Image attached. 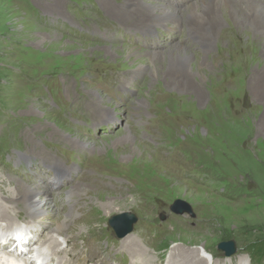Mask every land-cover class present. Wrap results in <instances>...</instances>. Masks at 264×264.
I'll list each match as a JSON object with an SVG mask.
<instances>
[{
	"label": "rangeland",
	"instance_id": "374dc122",
	"mask_svg": "<svg viewBox=\"0 0 264 264\" xmlns=\"http://www.w3.org/2000/svg\"><path fill=\"white\" fill-rule=\"evenodd\" d=\"M194 1L0 0V202L10 229L36 230L18 196L46 192L65 223L48 235L72 255L51 256L52 264H169L175 253L199 250L211 264H264L247 248L264 240L263 114L241 93L258 58L248 39L229 24L220 31L224 43L211 57L225 70L210 82L212 93L198 83L202 97L167 87L166 63L149 78L137 70L148 57H128L177 42L196 52L204 34L197 21L140 24L129 12L155 2L183 11ZM53 170L68 176L53 185ZM176 200L193 217L172 213ZM120 213L136 222L118 238L109 220ZM126 237L138 246L122 244ZM228 241L236 251L225 257L218 245Z\"/></svg>",
	"mask_w": 264,
	"mask_h": 264
},
{
	"label": "bare ground",
	"instance_id": "6f19581e",
	"mask_svg": "<svg viewBox=\"0 0 264 264\" xmlns=\"http://www.w3.org/2000/svg\"><path fill=\"white\" fill-rule=\"evenodd\" d=\"M137 1L140 3V0ZM180 10L161 2L152 3L150 8L140 6L137 7V9L129 10L130 14L136 16L133 19L135 23L145 24V19L149 21H157L160 25H162V21L168 22L169 20L174 21L175 24L181 23L184 25L187 23L192 24L197 21L199 29L201 28L200 31L204 32L203 36L201 33L199 34L202 39L196 46V48H198L196 49V52L194 50H189L185 46H182L180 42L171 45L168 49L165 48L166 50L161 52L148 51L141 53L139 51H129L130 53H128V57L131 59L132 57L139 58L142 56H147L148 60L150 61V64L145 65V69L141 67L137 68V70L140 72L144 70V72H148L149 78H155L157 77L155 74L157 65L166 63L169 67L173 68L172 72L169 73L168 71L169 75H167L168 73L166 74L167 76L165 82L167 87L182 94L184 93L187 95L202 97L204 96L203 88L200 87L198 83H205L207 90L209 89V91L212 93L214 87L213 84H210V82L214 79V76L218 72L220 73L222 69L218 67V63H216L215 60H212L211 54L215 48L220 47V44L224 43V41L221 43L218 41V35L220 34V31L226 26V24H229L238 39L242 41L248 39L247 43L251 48L250 50L252 54L256 53L258 56L257 62H253L251 65H249L250 67H248V78L247 81H245L241 93L244 96H249L250 99H253V102L256 100L259 103V107L262 112L261 114H263L261 122L264 124V0H195L194 2L185 6L182 9L183 11ZM115 17L119 18L120 20H132V18L128 17L127 14L123 15L117 13ZM200 18L201 22L198 21ZM207 21H209V23H207ZM211 32H213V34H210ZM188 33L190 32L188 31ZM227 57L221 56L219 61L222 62L223 60H227ZM224 70L225 69H223V71ZM226 71H229V67L226 69ZM240 110L242 109L240 108ZM97 112L98 114L103 112L104 115L109 117V113L107 112L106 108H102L100 106L97 108ZM77 143L83 148L88 147V145L84 142L78 141ZM72 144L74 143L72 142ZM52 172L55 176H57L56 179L53 178V185H59L64 181L63 178L68 176L65 174H58V172L55 170ZM2 192L0 193V196H6ZM44 192L45 191H37L36 189L29 188L26 193H23L22 195L20 194L18 196V198L21 200L19 203L28 208L30 219L33 221L38 220L37 223H39V225L38 227L36 226V230L33 231H31L34 228L33 225H25L24 227L27 228V230L24 228V231L21 232H15L13 230L14 228L10 229L8 225L12 223V217L9 213V207L0 202V221H3L4 223L6 221V224H0V264H35L31 261L27 262L28 259L26 260L25 256L14 258L12 253L6 252L13 247V242L6 243L8 241L6 240L7 235L12 236L13 232L16 235L27 234V237H29L28 244L23 245L22 248H27V251L30 249V247L34 246V250H32L30 253L28 252V254H34L35 262L38 264H52V260L49 257L55 256L59 259V255L65 252L62 250L59 251L58 249L56 250L58 243L54 239V235H48V233H60L63 230L65 223L59 218L57 206L50 205L48 201L50 197L44 195ZM45 226L47 227L45 228L47 229V234L44 235L45 237H41L42 239H37L39 233L43 231L42 229H44ZM10 230L12 232H9ZM27 232H29L30 235H28ZM128 238L129 237H126L122 244L126 243L130 245V247L135 245L133 239L129 241ZM127 239L129 242H126ZM137 246L138 245L136 244L134 247ZM43 248H46L47 250ZM44 250L46 251L44 252ZM68 255H70V257L72 256L70 253H68L66 254V257ZM134 255L141 256L142 253L140 251H136V253L134 252ZM134 257L136 256H133V258ZM176 257L177 260L174 262V264H211L212 261V257L206 254L204 250H199L196 253H187L184 251L175 253L171 260H169V264L171 261L176 259ZM179 257L181 259H179ZM238 262L239 264H244L243 259L239 260ZM143 263L148 264L147 261H143ZM57 264H63V262L59 260L57 261ZM131 264L134 263L132 262ZM140 264H142V262Z\"/></svg>",
	"mask_w": 264,
	"mask_h": 264
},
{
	"label": "water",
	"instance_id": "95a60500",
	"mask_svg": "<svg viewBox=\"0 0 264 264\" xmlns=\"http://www.w3.org/2000/svg\"><path fill=\"white\" fill-rule=\"evenodd\" d=\"M170 211L177 215H182L184 213L189 214L191 217L194 215L191 207L182 200H176L170 206ZM135 222L136 218L134 215L130 213H120L109 220V226L116 233V237L121 238V236L131 233ZM121 230H123L122 233H120ZM218 250L224 252L225 257H229L236 251V247L233 241H228L220 243L218 245Z\"/></svg>",
	"mask_w": 264,
	"mask_h": 264
},
{
	"label": "trees",
	"instance_id": "16d2710c",
	"mask_svg": "<svg viewBox=\"0 0 264 264\" xmlns=\"http://www.w3.org/2000/svg\"><path fill=\"white\" fill-rule=\"evenodd\" d=\"M248 252L253 256L254 259L262 260L264 259V240L257 241L248 245Z\"/></svg>",
	"mask_w": 264,
	"mask_h": 264
}]
</instances>
